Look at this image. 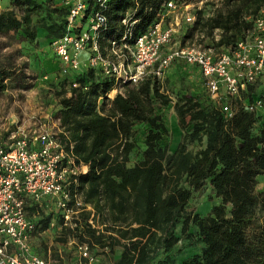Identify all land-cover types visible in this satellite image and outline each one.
<instances>
[{"label":"trees","instance_id":"1","mask_svg":"<svg viewBox=\"0 0 264 264\" xmlns=\"http://www.w3.org/2000/svg\"><path fill=\"white\" fill-rule=\"evenodd\" d=\"M13 1L28 8L35 4L34 0ZM43 1L54 5L58 16L45 28L50 42L64 30L67 13L51 0ZM165 1L109 0L105 36H120L125 29L124 17L135 20L133 35L141 33L158 20ZM262 6L264 0H222L221 8L211 16L201 17L196 12L184 37L197 31L211 39L206 45L227 49L251 28ZM20 29L28 38L35 37L29 13L0 12V34ZM215 31L219 33L217 40ZM4 71L0 69V94L7 86ZM73 81L79 83L78 88L70 86ZM57 82L63 89L58 94L57 114L66 132V148L72 143L76 162L87 166L69 189L77 192L84 208L89 206L90 210L80 211L79 219L70 226L63 224L60 213L44 210L27 199L34 233L38 223L46 227L54 220V226L71 234L73 241L87 244L89 250L100 247L112 264H152L160 251L173 248L179 234L190 237L189 227H193L203 247L181 264H264V191L255 189L256 176L264 174V121L259 115L239 107L226 120L212 100L204 104L196 96H183L174 109L179 124L187 121L190 129L176 149L167 153L160 145L164 126L156 109L166 108L169 99L159 92L157 78L126 85L124 92L112 99H107L112 81L95 69ZM105 100L109 101L107 108ZM141 124L148 128L141 160L128 166L134 127ZM201 135L205 145L192 154L183 141L195 142ZM206 182L220 203L201 216L188 211L187 205ZM38 207L44 210V217L35 221L31 214ZM257 222L258 230L252 233ZM61 241L66 242L67 237ZM115 248L120 253L112 258Z\"/></svg>","mask_w":264,"mask_h":264},{"label":"built area","instance_id":"2","mask_svg":"<svg viewBox=\"0 0 264 264\" xmlns=\"http://www.w3.org/2000/svg\"><path fill=\"white\" fill-rule=\"evenodd\" d=\"M51 1L67 13L61 35L48 43L58 61L59 77L95 69L112 81L111 90L121 94L120 88L126 85L149 77L162 79L174 64L191 65L199 70L208 97L219 105L226 120L240 107L264 121V6L235 45L217 50L205 43L178 41L182 26L194 22L191 6L184 0L165 1L158 20L137 35L132 34L135 20L124 17L121 35L108 37L105 10L109 0ZM70 86L78 88L79 83L73 81ZM8 139L0 143V264H64L50 263L34 252L35 224L26 202L31 199L52 209L62 215L63 224L74 225L80 211L90 207L84 208L81 196L69 188L87 166L76 162L72 143L66 148L59 117L31 116L16 125ZM73 242L80 258L91 260L87 244Z\"/></svg>","mask_w":264,"mask_h":264},{"label":"rangeland","instance_id":"3","mask_svg":"<svg viewBox=\"0 0 264 264\" xmlns=\"http://www.w3.org/2000/svg\"><path fill=\"white\" fill-rule=\"evenodd\" d=\"M191 6V14L196 19L195 13L201 17H208L221 8L222 0H184ZM32 7L25 4H16L13 0H0V12L12 11L17 16L24 12L29 13L31 19V29L35 33L33 39L28 38L20 29L17 31H6L0 34V69H4L7 75L6 89L0 94V143H6L10 132L15 126L21 124L31 116L45 119L51 117L58 118L59 93L63 90L58 84L62 77L58 76V61L54 60L49 47V37L46 27L55 19H58L54 12V5L43 0H34ZM89 18L83 24V30L88 27ZM189 25H183L177 37L182 44L210 43L207 38L199 32L186 35ZM182 33V34H181ZM219 33L214 32V39L217 40ZM47 79H44V77ZM159 80V92L169 99V104L164 109H156V114L161 117L164 132L160 141L161 147L167 153H172L178 144L189 132V124L185 121L179 124L175 105L181 97L186 95L196 96L204 104L210 103V98L202 84L201 77L197 71L188 67L173 66ZM125 86L120 88L123 93ZM116 95L114 90H110L107 99H112ZM100 100V99H99ZM101 102V101H100ZM106 108L109 101L105 100ZM145 124L134 127V134L131 141L134 143L133 149L128 155V166H132L141 160L144 149V136L147 132ZM187 150L192 154L199 152L205 145V136L191 142L183 141ZM256 191H264V174L256 176ZM220 203V199L212 192L208 182L198 191L192 194L188 202V211L206 215L212 206ZM45 210V209H44ZM44 210L41 207L35 209L31 216L35 221L44 217ZM260 215L258 211V216ZM92 221V220H91ZM259 222L256 223L252 233L258 230ZM190 237L186 238L179 234L177 243L168 252L160 251L154 258L152 264H181V262L194 254L201 252L203 245L197 242L196 230L189 227ZM67 237L66 242L62 238ZM32 245L35 251L47 259L50 263L64 264H112V259L108 255H103L102 249L93 247L89 251L91 260L84 261L80 258L77 248L72 240L71 234H65L64 229L58 226H46L38 223L37 231L33 234ZM120 250L115 248L112 258L119 256Z\"/></svg>","mask_w":264,"mask_h":264},{"label":"crops","instance_id":"4","mask_svg":"<svg viewBox=\"0 0 264 264\" xmlns=\"http://www.w3.org/2000/svg\"><path fill=\"white\" fill-rule=\"evenodd\" d=\"M82 60H85V55H83L82 57ZM55 60V59H54ZM173 66H175V67H179L180 66V64H174ZM173 66H171V68L173 67ZM188 67V68H190V69H194L195 71H197L198 73H199V70L195 67V66H191V65H183V67ZM199 75H200V73H199ZM200 77H201V75H200ZM201 80H202V78H201ZM202 84H203V82H202Z\"/></svg>","mask_w":264,"mask_h":264}]
</instances>
